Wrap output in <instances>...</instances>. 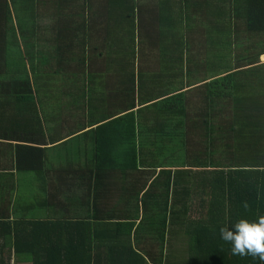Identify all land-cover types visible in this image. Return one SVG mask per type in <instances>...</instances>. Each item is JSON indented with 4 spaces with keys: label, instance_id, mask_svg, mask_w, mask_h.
<instances>
[{
    "label": "trees",
    "instance_id": "1",
    "mask_svg": "<svg viewBox=\"0 0 264 264\" xmlns=\"http://www.w3.org/2000/svg\"><path fill=\"white\" fill-rule=\"evenodd\" d=\"M263 55L264 0H0V80L15 85L9 105L36 133L49 128L43 112L51 107L54 126L66 127L73 141L92 134L95 176L111 169L137 176L143 165L171 178L176 168L186 196L180 203L189 197L182 219L192 242L189 262L179 264H264L234 256L219 232L264 214ZM162 80L165 87H157ZM195 111L200 120H192ZM31 150L29 162L42 167V149ZM26 152L18 146L19 170L38 171L24 165ZM145 186L134 233L157 237L155 249L138 250L117 233L94 239L97 226L105 235L122 225L119 214L103 223H32L27 234L17 232L15 255L33 264H97L108 257L110 264H163L171 183L150 185L166 194ZM42 228L49 231L37 247Z\"/></svg>",
    "mask_w": 264,
    "mask_h": 264
},
{
    "label": "crops",
    "instance_id": "2",
    "mask_svg": "<svg viewBox=\"0 0 264 264\" xmlns=\"http://www.w3.org/2000/svg\"><path fill=\"white\" fill-rule=\"evenodd\" d=\"M48 17L49 15L46 18ZM47 19L43 17L41 19L45 26ZM1 22L3 25L8 24L3 16ZM47 36L46 26L42 30V37L45 39ZM262 59L264 61V55ZM146 63L155 71L162 70L160 66L157 67V63L149 61ZM189 79L192 80V76ZM167 81H159L156 86L165 87ZM185 81L188 80L185 79ZM10 82L11 80H0V259L12 258V264H33L26 256H16L14 250L17 232L27 234V231L32 228V223L37 222L45 226L52 223L62 225L83 221H91L92 224L97 221L103 223L104 219L109 220L111 216L119 214L124 216L123 224L114 226L113 230L106 232L105 235L99 230L101 226H97L94 239L103 242L117 233L116 235L122 239L130 236L132 245L138 250L148 247L155 249L160 243L157 237L152 235L147 237V233L137 235L134 231L136 224L143 216L139 200L148 193L145 185L148 184L149 190L155 194L159 192L166 194L165 188L160 190L161 186L153 189L150 187L153 183L163 181L171 183L168 217L170 226L165 235L163 264H179V257L183 259L188 256L187 248L192 242L185 233L186 227L182 217L189 214L185 209V203H188L189 197L180 203L186 196L177 185L180 177L177 175L176 168H172L173 177L171 178L159 176L160 169L156 171L152 168L146 169L142 167L143 165L138 166L137 176L124 174V172L121 176L118 171L112 169L108 170L107 176H95L93 135L82 137L83 141H73L74 138H69L66 127L54 126L55 123L52 122L50 115L51 107L47 108V113L43 112L44 120L49 122V128L43 127L37 133L30 126L26 128V119L19 117L21 111L9 105L10 97L14 92L11 89L15 86ZM45 114L50 115V118ZM191 116L192 120H200L199 111L191 113ZM52 118L55 120V116ZM89 131L91 129L80 134L85 135ZM19 145L27 147L24 165L37 167L38 171L19 170L16 155ZM31 147L42 149V167L29 162L33 154ZM222 150L225 151L221 144L219 156H223ZM220 163H224V156ZM128 172L132 174V171ZM194 195L193 190L190 196ZM173 201L175 206L171 203ZM137 211L140 215L136 223L126 226L131 219L130 215H135ZM194 216L196 214L192 215ZM43 228L41 238L36 243L37 247L44 246L43 242L46 238L43 233L49 231ZM110 260L112 259L108 257L104 263L101 259L97 264H110ZM149 264L153 263L149 262Z\"/></svg>",
    "mask_w": 264,
    "mask_h": 264
},
{
    "label": "clouds",
    "instance_id": "3",
    "mask_svg": "<svg viewBox=\"0 0 264 264\" xmlns=\"http://www.w3.org/2000/svg\"><path fill=\"white\" fill-rule=\"evenodd\" d=\"M243 207H249L247 201L243 202ZM219 232L221 240L231 246L234 256H251L264 262V214L255 219L241 217L231 226H221Z\"/></svg>",
    "mask_w": 264,
    "mask_h": 264
},
{
    "label": "rangeland",
    "instance_id": "4",
    "mask_svg": "<svg viewBox=\"0 0 264 264\" xmlns=\"http://www.w3.org/2000/svg\"><path fill=\"white\" fill-rule=\"evenodd\" d=\"M66 106H68L67 104H66ZM55 116V115H54ZM193 200V204H192V206H190V209H191V212H190V214L191 215H193V214H196L197 213V209H195L196 208V203H197V200H195V197L193 198V199H191V201ZM199 202V201H198ZM189 208V207H188ZM180 248H182V247H180ZM182 253V251H181V249H180V254ZM189 260H190V256L188 255V256H185L183 259L182 258H180L179 257V262H189ZM186 264V263H185Z\"/></svg>",
    "mask_w": 264,
    "mask_h": 264
}]
</instances>
